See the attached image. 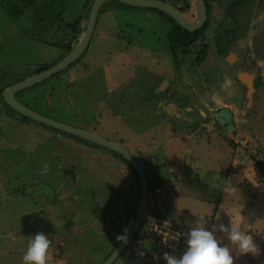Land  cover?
<instances>
[{"label":"rangeland","instance_id":"rangeland-1","mask_svg":"<svg viewBox=\"0 0 264 264\" xmlns=\"http://www.w3.org/2000/svg\"><path fill=\"white\" fill-rule=\"evenodd\" d=\"M35 1L36 4L25 14L16 16L13 15L11 1L0 0V87L7 88L66 57L65 47L72 38L71 24L81 19L84 31L89 9L95 0ZM231 1L208 0V24L197 37L193 51L189 50L186 53L189 56L184 60L187 64H193V70L200 69L199 64L203 62L206 63L202 67L208 72L216 70L213 41L224 39L225 34L230 35L235 27L227 8ZM169 2L175 8L185 7V0ZM189 3L190 8L184 12V16L194 22L197 18L196 5L194 0H189ZM105 10L98 17L84 57L63 75L32 89L27 92L28 95H18V99L47 118L93 132L109 141L125 144L131 151L135 150L132 143L138 142L142 135L151 139L147 149H153L154 146L159 149L160 145L154 142L156 135L171 133L172 136H177L181 132H191L180 129L176 113L166 111V107L156 102L153 106L146 99L150 90L145 91V88L150 85L141 86L142 80L150 75L155 79L163 71H168L169 75L175 68L173 64H176V58H181L179 53L171 52L168 55L169 47L166 43L162 46L165 39L169 38L173 22L169 21L166 14L128 8L116 1L107 2ZM80 38L81 35L73 43L74 47ZM201 70L199 71L202 72ZM176 79L173 78L174 83L177 82ZM217 80L212 77L211 82L215 84ZM183 82V88L176 87L167 103H175V99H179L178 95L183 94L189 106L196 100L188 88L191 83L188 72H185ZM202 83L203 79L198 76L194 82L196 89L200 90ZM159 93L160 91L157 94ZM229 94L227 96L225 92L215 97L217 103L214 102V105H230L237 110V116H240L242 108L235 106L240 105L243 93L235 95L232 90ZM119 97L120 100H117ZM256 113V119L253 117L255 127L237 126L236 134H232L231 138L233 143L238 140L237 147L245 145L244 153L256 152L251 162H264V100L256 107ZM53 132L8 109L0 98V264H23L22 258L27 251L29 238L41 232L52 242L47 264H102L114 251L113 248L118 243L117 235H124V230L130 229L135 219L140 192L139 187H136L137 192L132 196L131 180L127 177L123 185L120 183L125 194L120 189L119 200L113 202L114 209L112 207L110 211L103 212L100 210L96 217L82 214L84 208L79 210L78 205L73 208L76 213L71 214L68 211L69 202L64 205L66 210L62 203H53L58 201L52 194L51 182L46 180V184H38V180L33 177L30 161L31 155L36 152L35 148L42 141H48L47 138L54 135L59 136L57 132ZM145 136L141 139L144 142ZM224 136L229 137L228 134ZM62 152L68 157L72 155L67 150ZM59 156L60 159L64 157ZM224 160L223 156L215 159L216 162ZM153 165L157 181L150 178L149 168H152V163L145 167L151 183L149 203L151 200L155 201V196L160 191L157 186L166 184L170 178L162 170L164 167L159 161ZM263 174L264 172L261 175ZM256 175L257 180L262 182V176L258 173ZM98 188L100 190L93 189L97 192L94 195L83 197L88 209L93 205L95 195H101V198L96 199H103L102 196L107 195L105 188ZM59 189L57 190L61 193L58 199L61 202L67 199V194ZM86 216L93 220L91 222L89 218L88 225V220L84 218ZM108 218L109 224L106 225ZM144 228L145 224L142 225V229ZM146 230V237L149 238L150 231ZM260 246V254L250 259L251 261H244L243 256H247L237 252L240 260L233 252L235 264H264V243ZM170 255L179 257L181 252ZM123 258L124 254L114 264H120ZM135 261L137 264H155L149 254H143L135 258ZM130 262L132 260L128 264Z\"/></svg>","mask_w":264,"mask_h":264},{"label":"crops","instance_id":"crops-1","mask_svg":"<svg viewBox=\"0 0 264 264\" xmlns=\"http://www.w3.org/2000/svg\"><path fill=\"white\" fill-rule=\"evenodd\" d=\"M69 43L70 41L67 45ZM84 55L85 53L77 62ZM166 73L164 72V78L173 77L176 79V69H173L169 75ZM36 74L38 73L36 72ZM190 84L193 86L194 82L191 81ZM38 86L28 90L31 92ZM176 87L174 86L175 89ZM124 88L125 86L121 90L123 91ZM28 90L25 91L29 92ZM27 92L25 95L29 94ZM17 98L19 97L17 96ZM117 100H120V97ZM168 106L175 113L176 107L171 104ZM230 108L233 107L230 106ZM237 117L240 120V116ZM58 134V137H54V135L47 138L48 141H42L35 148L36 152L30 157L33 177L38 182L45 183L46 180L51 182L52 194L58 201L53 203H62L64 210H66L65 204L69 202L68 211L71 214L76 213L73 208L78 205L79 210L84 208L82 214H92L96 217L100 210L102 212L111 210L113 202L119 200L118 194L121 190L125 194L124 188H121L120 185L124 184L126 177L131 180L130 191H132V196L137 192L136 187H139L140 192L139 178L137 179L134 171L117 155L89 143L81 142L73 136ZM162 135L158 134L154 138V142L160 145L159 149L156 146L153 149H147L151 139L145 135H142L146 137L145 142L141 140L143 139L141 136L138 142L132 143L135 150L131 151L125 144L121 145L136 157L145 172V167L152 163V168H149L151 171L150 178L153 177L157 181V173L153 170L155 169L153 164L158 161L164 167L162 170L170 175L166 184L157 186L159 190L164 186L168 189L169 196L165 201L166 213L163 214L165 218L187 233L198 226L213 231L221 245L229 247L232 253L238 251L236 246L227 239V234L220 231L221 225L228 228L235 225L241 231L252 235L256 244L261 247L260 245L264 243V182L257 180L255 165L259 161L251 162L256 152L244 153L245 145L237 147L238 140H234L233 143L231 134H228L229 137L224 136V134L207 137L188 131V133L181 132L177 136H172L171 133ZM62 150H67L72 155L68 157ZM59 155L64 157L60 159ZM222 156L225 158L223 162L215 161L217 157ZM57 158L59 160H56ZM146 174L150 181V175L147 172ZM97 186L102 187V190L105 188L108 191L107 195L102 196L103 199H96L97 197L101 198V195H95V201L88 209L84 205L87 204V201L83 197L97 193L93 190L94 188L100 190ZM58 188L67 194V199L61 202L58 199V195L61 193L57 190ZM70 217V220L73 221L72 216ZM84 218L85 220L90 218L91 222L93 221L91 217L86 216ZM89 223L88 220L87 225ZM108 224L109 218L106 222V225ZM146 229H148L147 225L144 229L142 227L139 229L135 238L124 251V258L121 259L120 264H128V261L131 260L132 262L129 264H137L135 258H139L140 253L149 254L155 264L158 262L167 264L163 256L158 255L157 245L151 240V232L150 237H146ZM186 241L177 254L181 252L182 255L186 250ZM118 243L113 250L116 249ZM232 247H234L233 250ZM246 256L248 257V255ZM251 256L254 257L252 254ZM239 259L241 260L240 257ZM240 263L242 264V262Z\"/></svg>","mask_w":264,"mask_h":264},{"label":"flooded vegetation","instance_id":"flooded-vegetation-1","mask_svg":"<svg viewBox=\"0 0 264 264\" xmlns=\"http://www.w3.org/2000/svg\"><path fill=\"white\" fill-rule=\"evenodd\" d=\"M163 1L171 4L166 0ZM204 2L208 12V22L210 9L208 0H204ZM171 5L173 6V4ZM227 8L230 20L234 23L235 27L231 30L230 35L225 34L224 39H214L213 41L216 55L214 56L216 58L214 62V67H216L215 71L208 72L204 66L202 67L206 62L199 64V66H201L200 69L193 70V64H187L184 61L189 56L186 55V53H189L188 51L191 49L193 51L192 47L197 43V37L196 39H190V41L185 43H177L176 41L174 45H172L171 39L168 38L162 43V46L166 43L169 47L167 54L170 55L172 52L173 54L179 53L181 56V58L177 57L176 64H173L177 70L176 80L179 82V85L177 82L174 83L173 79L164 78L165 71H163V74H158L159 78H151L152 75H150L147 79L142 80L141 83V86L150 85L148 88H145V91L150 90L148 96L145 97L152 102L153 106L156 102L158 105L162 104V107H166V111H172L167 102L171 100L169 98L175 89L174 86L181 87V89L183 88V74L188 72L191 75V81L193 82H195V79H198V76H200V78L203 79L200 90L196 89L194 84L193 86L190 83L188 84L192 97L196 99L194 102H191V107L187 103L184 94L178 95L179 99L176 100L174 98L175 103L170 104L176 107L175 113L178 117V126L180 129H188L198 135L201 134L207 137L210 135L220 136L221 134L227 133L218 124L214 123L212 110L225 108L226 106L230 108V105H214V102L216 101L215 97L224 94L225 92L227 96H230L229 92L232 90L235 91V95L238 92L243 93V97L240 99V105H234L235 108L239 107L242 108V110L240 112V120H238L237 110L233 109L234 113H236L234 115L236 121L234 122V132L232 134H236L237 126L240 127L244 125L248 128L255 127L254 121L257 117L256 107L258 108L260 101L264 100V0H232ZM176 9L184 16L185 11H182L183 7L178 6ZM196 17L197 21L198 14ZM169 21L171 22L170 19ZM196 21L190 22L195 23ZM171 25L173 28L174 25ZM179 26L181 27L179 31L184 33V30L186 29L181 25ZM171 30L169 34L171 33ZM200 30L194 33H198ZM203 49L207 50L206 47ZM222 76H225L226 78H222ZM212 77L218 79L215 84L211 82ZM227 77H229L228 80ZM159 91L160 93L157 94ZM201 95H203V98ZM253 117L255 119H253ZM151 240L154 241L152 238ZM158 246L159 245L156 246L159 253L158 255L163 256V253L166 251ZM248 256L250 257L246 258L243 256V258L251 261L250 259L253 257L251 254ZM157 264L161 263L158 262Z\"/></svg>","mask_w":264,"mask_h":264},{"label":"water","instance_id":"water-1","mask_svg":"<svg viewBox=\"0 0 264 264\" xmlns=\"http://www.w3.org/2000/svg\"><path fill=\"white\" fill-rule=\"evenodd\" d=\"M109 1H118L121 4L127 5L136 9H155L168 15L171 19L185 28L187 31L194 33L200 30L207 22L208 12L204 0H195L198 19L195 23H191L185 16H183L175 7L163 0H95L90 8L88 21L84 31L81 34V38L78 44L73 50L56 65L49 69L40 72L36 75H32L24 80L14 83L7 88L0 87V97L4 100L6 105L16 112L17 114L26 117L33 122L41 124L45 127L52 128L56 131L64 134L82 139L110 151L112 153L122 156L134 169L140 182V202L139 207L132 223L131 228L128 231V240L126 243L120 242V244L114 249L110 256L102 264H114L128 248L131 241L135 238L137 232L146 224V216L149 207L150 196V181L144 168L140 165L136 157L121 144L109 141L93 132L78 129L70 125L52 120L43 116L42 114L32 110L25 104H23L18 98L17 94L38 86L51 79L52 77L62 73L68 69L71 65L76 63L86 52L92 36L94 34L99 13L103 5ZM235 110V109H234ZM213 121L223 128L227 133L232 134L234 132L235 114L233 108L225 107L219 109H213ZM168 189L166 186L162 187L155 196V204L160 213L165 214V201L168 198ZM149 229V228H148Z\"/></svg>","mask_w":264,"mask_h":264},{"label":"clouds","instance_id":"clouds-1","mask_svg":"<svg viewBox=\"0 0 264 264\" xmlns=\"http://www.w3.org/2000/svg\"><path fill=\"white\" fill-rule=\"evenodd\" d=\"M149 219L152 220L153 218L150 217ZM220 231L227 234V239L236 246L241 255L252 254L256 256L260 254V248L254 237L241 231L235 225L230 228L221 225ZM116 239L118 242L126 243L128 229L124 230V235L118 234ZM51 243L48 236L42 232L30 237L27 251L22 258L23 264H47ZM186 244V250L179 257L167 252L164 253L163 259L167 264H235L234 256L229 247L222 246L213 231L203 226L190 230Z\"/></svg>","mask_w":264,"mask_h":264},{"label":"trees","instance_id":"trees-1","mask_svg":"<svg viewBox=\"0 0 264 264\" xmlns=\"http://www.w3.org/2000/svg\"><path fill=\"white\" fill-rule=\"evenodd\" d=\"M11 1V3H12V5H11V8H12V11H13V15H15L16 14V16H19L20 14H25V12L30 8V7H32V6H34L35 4H36V1L35 0H10ZM166 1H168V0H166ZM170 1V0H169ZM168 1V2H169ZM116 2H118V1H116ZM119 3V2H118ZM185 7L182 9V11L184 12V11H186L188 8H190V3H189V0H185ZM119 4H121V3H119ZM107 5V3L105 4V5H103V7L101 8V10H100V13H99V16L101 15V13H104V12H106V10H105V6ZM122 5H124V4H122ZM124 6H126V7H128V8H132V7H129V6H127V5H124ZM17 7V8H16ZM16 8V9H15ZM145 10H149V11H157V12H159V13H161V14H164V13H162V12H160V11H158V10H155V9H145ZM89 12H90V9H89ZM169 17V16H168ZM169 19L173 22V24H174V27L172 28V30H171V33L169 34L170 36H169V39H171V42H172V45H174V43H176V41H177V43H181V42H188V41H190V39H196V37H198V35L206 28V26H207V24H208V22H207V24L198 32V33H191V32H189V31H187V30H184V33H181L180 31H179V29L181 28L178 24H177V22H175L173 19H171L170 17H169ZM70 30H71V36H72V38L70 39V43L68 44V45H66V47H65V51H66V55H68L72 50H73V43L79 38V36L82 34V32H83V30H82V28H81V19H79V20H77V21H75V23H73V24H71V28H70ZM57 64V63H56ZM56 64H53L52 66H54V65H56ZM74 65V64H73ZM73 65L72 66H70L68 69H66L65 71H63L62 73H64V72H66L67 70H69L71 67H73ZM52 66H50V67H52ZM50 67H44V68H41L39 71H37V73H40V72H43V71H45V70H47V69H49ZM62 73H60V74H58V75H56V76H54V77H52V78H55V77H58L59 75H61ZM25 78H23V79H21V80H19L18 82H20V81H22V80H24ZM12 85V84H11ZM28 91H30V90H28ZM25 92H27V91H23V92H21V93H18L17 94V96L18 95H21V94H23V93H25ZM1 98V97H0ZM1 101H2V103L6 106V107H8L7 105H6V103L4 102V100L1 98ZM8 109H10L9 107H8ZM23 117V116H22ZM26 120H28V118H26V117H24ZM39 125H41V124H39ZM41 126H43V125H41ZM43 127H45V126H43ZM46 128H48V127H46ZM48 129H50V130H52V131H54V132H57V133H61V134H64V133H62V132H59V131H56V130H54V129H52V128H48ZM64 135H67V134H64ZM67 136H70V135H67ZM75 139H77V140H79V141H81V142H85V143H89V142H87V141H84V140H82V139H79V138H76V137H74ZM89 144H91V143H89ZM92 145V144H91ZM115 154V153H114ZM115 155H117V157H119L121 160H123L133 171H134V169L132 168V166L122 157V156H120V155H118V154H115ZM255 167H256V170H257V173L258 174H262L263 172H264V162H262V161H259V162H257L256 163V165H255ZM134 173H135V171H134ZM135 175H136V177H137V179H138V176H137V174L135 173ZM262 176V175H261ZM139 180V179H138ZM38 184H43L42 182H38ZM14 196H15V193L13 194ZM120 243V242H119ZM119 243H118V245H119ZM110 256V254L108 255V257ZM107 257V258H108Z\"/></svg>","mask_w":264,"mask_h":264},{"label":"built area","instance_id":"built-area-1","mask_svg":"<svg viewBox=\"0 0 264 264\" xmlns=\"http://www.w3.org/2000/svg\"><path fill=\"white\" fill-rule=\"evenodd\" d=\"M262 180L264 181V174ZM150 217L153 219L150 220ZM165 222L167 223L165 224ZM146 224L151 232V238L169 254L179 252L188 238V234L184 230L170 222L160 213L153 200L149 203ZM165 240L167 241L166 243Z\"/></svg>","mask_w":264,"mask_h":264}]
</instances>
